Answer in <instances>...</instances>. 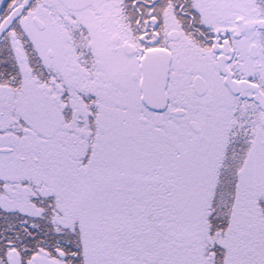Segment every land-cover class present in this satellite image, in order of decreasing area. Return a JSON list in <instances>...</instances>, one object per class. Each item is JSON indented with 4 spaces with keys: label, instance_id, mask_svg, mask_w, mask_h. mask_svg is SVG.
I'll list each match as a JSON object with an SVG mask.
<instances>
[{
    "label": "snow or ice",
    "instance_id": "snow-or-ice-1",
    "mask_svg": "<svg viewBox=\"0 0 264 264\" xmlns=\"http://www.w3.org/2000/svg\"><path fill=\"white\" fill-rule=\"evenodd\" d=\"M0 264H264V0H0Z\"/></svg>",
    "mask_w": 264,
    "mask_h": 264
}]
</instances>
